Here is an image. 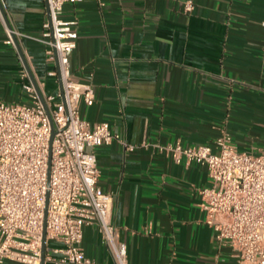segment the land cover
Here are the masks:
<instances>
[{
	"label": "crops",
	"instance_id": "0c3cea01",
	"mask_svg": "<svg viewBox=\"0 0 264 264\" xmlns=\"http://www.w3.org/2000/svg\"><path fill=\"white\" fill-rule=\"evenodd\" d=\"M184 1L82 0L61 14L78 22L72 79L95 92L80 115L118 135L95 152L128 264H238L204 221L205 166L176 164L157 145H212L226 133L239 151L264 146V0H193L189 13ZM46 17L45 0H0V101L30 102L10 31L40 89L59 90L37 40ZM81 248L95 264H114L96 222L83 228Z\"/></svg>",
	"mask_w": 264,
	"mask_h": 264
},
{
	"label": "built area",
	"instance_id": "2783aa9c",
	"mask_svg": "<svg viewBox=\"0 0 264 264\" xmlns=\"http://www.w3.org/2000/svg\"><path fill=\"white\" fill-rule=\"evenodd\" d=\"M80 1L45 0L47 17L37 40L46 61L55 64L48 75L58 78L61 90L45 93L35 80L40 98L23 71L30 102L0 101V264H42L43 231V264H95L81 248L83 228L92 222L114 264H128L110 217L111 194L98 184L95 152L118 135L106 122L81 117L80 104L91 106L95 92L91 84L74 81L69 67L78 22L61 14L65 3ZM193 5L185 0L183 10L189 13ZM12 34L7 32L6 43L14 44ZM157 149L176 164L205 166L209 184L198 190L205 223L238 264H264V146L257 153L239 151L223 133L212 145L176 141Z\"/></svg>",
	"mask_w": 264,
	"mask_h": 264
},
{
	"label": "water",
	"instance_id": "95a60500",
	"mask_svg": "<svg viewBox=\"0 0 264 264\" xmlns=\"http://www.w3.org/2000/svg\"><path fill=\"white\" fill-rule=\"evenodd\" d=\"M2 15H3L4 20H6V17H5V15H4V13H2ZM11 36H12L13 42H14V44H15V46H16L17 52H18V54H19V56H20V58H21V60H22V62H23V64H24V66H25V69H26V71H27L29 77H30L31 83L33 84V86H34V88H35L37 94H38L39 97L41 98V96H40V92H39V89H38L37 84H36V82H35V79L33 78V75H32V73H31V71H30V69H29V67H28V65H27V63H26V61H25L24 55H23V53H22V51H21V49H20V46H19V44H18V42H17V39H16V37H15L14 34H12ZM59 89L61 90V85H60V83H59ZM50 124H51V127H52V122H51V120H50ZM53 134H54V132L51 133L50 142H51V140H52ZM44 246H45V234H44V231H43V233H42V264H43Z\"/></svg>",
	"mask_w": 264,
	"mask_h": 264
}]
</instances>
